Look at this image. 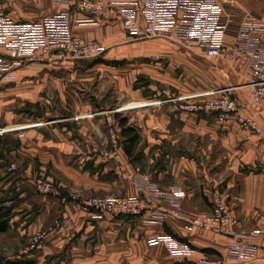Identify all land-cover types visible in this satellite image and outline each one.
<instances>
[{
  "label": "crops",
  "instance_id": "1",
  "mask_svg": "<svg viewBox=\"0 0 264 264\" xmlns=\"http://www.w3.org/2000/svg\"><path fill=\"white\" fill-rule=\"evenodd\" d=\"M128 1L138 11L139 22L144 23L142 1ZM227 1L239 13L253 14L264 22V0ZM56 2L0 0V6L14 21L37 22L64 9ZM86 17L83 12H73V32L83 38L103 40L111 46L107 54L115 53L114 46L119 45L123 37L122 26H78L77 21ZM227 40L230 45L235 35L229 34ZM171 47L165 53L171 62V69L165 74L168 77L164 76L167 79L163 82L165 96L192 95L236 86L235 97L241 114L256 122L262 136L240 124L235 114L221 120L217 113L181 111L176 102L154 105V98L162 93L160 89L149 85L153 95L149 96L143 92L144 86L139 88L134 81L125 83L122 79L120 89L130 93V105L125 109H131L130 123L141 136L132 156L124 146L117 151V157L102 155L108 147L107 136L96 125L99 123L97 116L102 113L88 117L94 115L95 109L86 99L83 110L78 107L69 117H56L50 129L32 125L15 129L36 127L28 130L20 142L22 154L37 163L35 169L29 166L24 176L32 182L40 172L58 187L57 195L32 196L33 201L28 202V206H34L33 202L39 205L28 235L46 230L50 238L44 250L18 259L46 264L48 259L66 254L65 261L60 258L62 264H189L210 256L228 264L225 256L230 238L227 236L202 229L186 232L181 220L171 214L157 222L151 221L153 211L136 218L111 213L101 215L84 208L75 198L76 194L83 197L135 195L138 193L136 181L142 176L157 182L164 192L174 188L185 191L187 199L181 203V208L190 216L210 212L211 189L222 185L239 216L237 230L257 228L264 231V111L252 102L248 90L243 87L248 79L249 60L208 57L197 47L187 50ZM35 64L39 71L54 69L45 63ZM93 67L95 70L100 66ZM74 116H79V120H74ZM85 119H88L87 125L79 122ZM159 205L174 208L169 200L162 199ZM10 222L13 229L15 222L13 219ZM57 222L61 223L60 228H55ZM24 223L19 224L18 230H22ZM166 235L194 251L179 256L173 255L164 243L149 244L153 237ZM257 245V259L244 264H264V237Z\"/></svg>",
  "mask_w": 264,
  "mask_h": 264
},
{
  "label": "built area",
  "instance_id": "2",
  "mask_svg": "<svg viewBox=\"0 0 264 264\" xmlns=\"http://www.w3.org/2000/svg\"><path fill=\"white\" fill-rule=\"evenodd\" d=\"M127 1L58 0V4L65 6V10L37 22H16L0 11V83L17 81V73L25 60L35 59L38 51L53 54L59 51L62 57L102 56L107 47L101 42L86 40L73 34V8L89 14V17L77 21L78 26L93 24L104 14L118 12L128 41L167 37L188 49L200 46L208 57L219 56L230 61L249 60L248 79L243 87L248 90L252 102L264 111V22L259 17L239 13L229 6L227 0H142L144 23H141L138 11L128 6ZM229 34L235 35V40L230 45L227 44ZM237 88L231 86L212 89L177 96L168 101L176 102L181 111L217 113L221 120L229 114H235L240 124L262 136L256 122L241 114L240 104L235 97ZM110 133L116 141L114 127H111ZM136 185L139 193L132 196L83 197L76 194L75 198L81 201L84 208L101 215L111 213L141 217L146 212L153 211L151 221L157 222L166 214H171L181 220L186 232L202 229L229 237L230 243L225 256L228 264H244L257 259V241L264 237V231L257 228L238 231L239 217L221 191L210 192V212L190 216L181 208V203L187 199L185 191L174 188L164 192L157 182L146 176L139 178ZM36 186L44 194L58 192L53 182L43 178L36 180ZM162 199L172 202L174 208H161L159 202ZM56 226L60 227L61 224L57 222ZM48 233H36L31 239L30 248L41 249ZM161 243L166 244L173 255L186 256L194 251L168 235L149 240L150 245ZM189 264L225 263L223 259L204 256Z\"/></svg>",
  "mask_w": 264,
  "mask_h": 264
},
{
  "label": "rangeland",
  "instance_id": "3",
  "mask_svg": "<svg viewBox=\"0 0 264 264\" xmlns=\"http://www.w3.org/2000/svg\"><path fill=\"white\" fill-rule=\"evenodd\" d=\"M105 1L110 2L111 0ZM56 3L58 4V0ZM127 3L130 6L129 1ZM63 7L62 11L65 10V6ZM0 11L7 15L6 10L1 6ZM74 11L78 10L73 8ZM57 13L59 12L54 14ZM88 15L87 17H89ZM96 20L97 22L85 26L102 24H120L122 26L123 37L120 40L121 43L114 46L116 47L114 49L115 53L111 52L110 54L108 53L109 55L107 54L111 46L103 40L87 39L79 36L86 40L101 42L107 47L105 53L95 58H75L72 55L62 57L59 51L54 52L57 54L38 51L35 59L25 60V64L17 73V81L0 83V92L2 91L0 93V205L4 208H12V219L15 222L13 229L10 225L11 228L9 227L8 231L0 232L1 259L17 260L19 256L35 254L44 250L50 238V232L41 249L30 248L31 239L39 230L29 236L28 228L39 211V205L33 202L32 205L34 206H28V202L33 201L32 196H55L58 194V192L57 194H44L37 188L36 180L38 178L48 180V178L41 176L40 172L37 173L39 175L33 178L32 182L24 176L26 171L30 169L29 166L35 169V164L37 165V163H33L32 158H27V156L22 154L20 142L28 130H33L36 127L27 128V130L15 129L30 125H32L31 127L40 126L38 128L50 129L56 117H69L72 113L78 111V107H82L86 99L91 102L93 109H95L94 115H89L88 117L95 116V113H102L97 116L99 117V123H96L108 138V142L106 143L108 147L104 148L105 150L102 151V155L107 158H114L117 157V151L120 147L124 146L125 148L126 136L122 133L120 122L122 117L128 118V125L132 126L130 118L133 113L130 108L125 109L130 105L128 104L130 93L126 89L123 91L120 89L119 83L121 79L125 83H132L134 81V84L137 87L139 86V88L144 86L145 89L141 88V90L143 89V92L149 96L153 95L152 89L149 90L148 86L155 85V88L157 90L160 89L162 93L157 95L158 98H154L156 99V101L152 102L154 105H163L165 102H171L168 101L169 99L179 96L177 94L165 96V85L163 82L167 79L164 76L168 77L165 74L171 69L169 55L165 53L169 48H172L171 46H176L183 50H187L188 48L167 37H150L128 41L124 33L122 18L118 12L104 14ZM73 34L78 36L74 32ZM195 47L201 49L200 46H194L192 49ZM7 56L9 55L7 54ZM36 62L45 63L54 69L39 71V67L35 64ZM52 64H54V67ZM95 64H98L100 66L98 68L100 69L96 68L94 70L93 66ZM152 71H155V73ZM151 74L156 75L151 76ZM92 82L93 84H91ZM84 95L86 96L84 97ZM79 118V116L73 117L74 120H79ZM81 121L85 122L82 123L85 125L88 123V119L80 120L79 122ZM111 127L115 129L116 141L110 133ZM14 166H17V168L15 169ZM214 190L224 193L235 211L222 185L211 189V191ZM20 223H24L21 231L18 230ZM60 227H57L55 224V228ZM60 258L65 261L67 256L66 254L55 256L53 259H48L46 264H62L63 260H60ZM31 261L33 264H37L33 259Z\"/></svg>",
  "mask_w": 264,
  "mask_h": 264
},
{
  "label": "trees",
  "instance_id": "4",
  "mask_svg": "<svg viewBox=\"0 0 264 264\" xmlns=\"http://www.w3.org/2000/svg\"><path fill=\"white\" fill-rule=\"evenodd\" d=\"M122 133L126 136L125 149L129 156L133 155L132 150L140 139L139 131L134 126H129L128 118L122 117L121 119ZM13 217L12 208H4L0 205V232L8 231L10 227V221ZM0 264H33L28 259H17V260H5L0 258Z\"/></svg>",
  "mask_w": 264,
  "mask_h": 264
},
{
  "label": "bare ground",
  "instance_id": "5",
  "mask_svg": "<svg viewBox=\"0 0 264 264\" xmlns=\"http://www.w3.org/2000/svg\"><path fill=\"white\" fill-rule=\"evenodd\" d=\"M127 108V107H126Z\"/></svg>",
  "mask_w": 264,
  "mask_h": 264
}]
</instances>
